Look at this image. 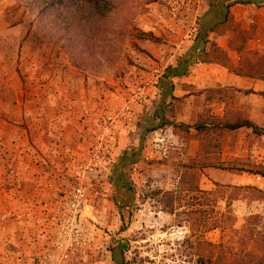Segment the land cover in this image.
<instances>
[{"label":"rangeland","instance_id":"obj_1","mask_svg":"<svg viewBox=\"0 0 264 264\" xmlns=\"http://www.w3.org/2000/svg\"><path fill=\"white\" fill-rule=\"evenodd\" d=\"M103 1L93 0L89 4L88 0H0L4 8L0 14V34L14 38L12 28L17 25L26 31L19 47L4 49L7 52L15 50L16 55L27 59V56H37L49 71L55 66L67 68L71 65L89 78L92 86L128 89L137 81L138 73L154 67V63L147 61V52L141 43L150 40V36L139 29V24L149 15L150 4L156 1L109 0L108 8ZM164 1L163 5L175 13L170 0ZM252 1V4L234 3V6L249 10L247 21L230 15L228 22L239 38L241 32H246V59L257 66L260 74L264 68V0ZM245 22L248 25H244ZM61 23H64L62 31L55 27ZM3 69L0 64L1 92L9 85L2 75L8 70ZM104 75L111 76L110 83L101 84L96 78ZM261 89L264 91V85ZM244 93L227 92L229 107L225 115L210 111L204 118L212 113L214 118L223 119L221 122L226 119L228 124L250 121L262 129L256 132L246 126L237 130L219 127L212 137L215 155L208 159L211 164L251 179L248 184H226L222 179L215 182L213 189L199 191L197 187L203 177L201 171H204L197 163L202 147L199 143L196 158L184 164L179 162L176 170L168 172L162 167L155 170L151 167L149 170L153 172H147L125 159L122 171L116 174L117 163L111 159L109 165L101 168L106 170L99 173L98 178L87 181L90 196L84 219L82 224L75 223L72 227L66 226L60 216L62 207L53 205L54 200L61 201L69 193L66 188L55 192L52 199L41 206L34 204L32 199L24 202L22 195L19 196V187L12 188L13 198L20 199L19 204L28 209L37 225L42 230H50L47 240L50 252L43 257V262L264 264V95H261L264 93ZM181 135L188 140L193 137ZM185 164L199 167V170H187ZM2 166L8 165L0 159V168ZM257 172L263 173L258 175ZM104 173L108 175L105 179ZM9 174H0V178ZM3 183L0 179V196H11ZM15 184H19L17 179ZM45 203L49 207L44 208ZM50 214L56 219L49 218ZM153 215L160 219L148 220L147 216ZM63 234L71 238L80 235L68 251L70 237Z\"/></svg>","mask_w":264,"mask_h":264},{"label":"crops","instance_id":"obj_2","mask_svg":"<svg viewBox=\"0 0 264 264\" xmlns=\"http://www.w3.org/2000/svg\"><path fill=\"white\" fill-rule=\"evenodd\" d=\"M155 1L139 24L150 36L141 43L154 67L138 73L128 89L92 86L89 78L71 65L49 71L37 56L27 59L15 50L7 52L4 48H17L24 41L23 26L12 28L14 38L0 34V64L3 71L8 70L2 75L9 84L0 90V159L8 165L0 168V174L11 172L0 179L11 196L17 186L24 202L32 199L34 204H42L55 192L68 190L60 174L87 157L94 143V118L132 99L130 112L119 120L113 136L110 153L117 163L116 174L122 171L125 159L147 172L151 167L176 170L177 163L184 164L198 155L200 117L210 111L223 117L228 111L227 92L264 93V81L236 74L209 55L216 46L239 66V54L229 47L233 29L226 17L229 14L247 21V8L234 6L233 0H209V7L196 23L174 9L175 13L171 12L164 0ZM3 12L0 6V14ZM96 78L101 84L111 82V76ZM139 83L143 87H138ZM181 134L193 137L188 140ZM226 157L224 154L223 159ZM201 174L202 190L213 189L222 179L226 184L251 181L215 167H206ZM103 176L108 177L107 173ZM16 179L19 184H15ZM11 196H0V264H46L43 257L50 252V230H42L28 209L19 204L20 199ZM147 218L160 219L155 215Z\"/></svg>","mask_w":264,"mask_h":264},{"label":"built area","instance_id":"obj_3","mask_svg":"<svg viewBox=\"0 0 264 264\" xmlns=\"http://www.w3.org/2000/svg\"><path fill=\"white\" fill-rule=\"evenodd\" d=\"M173 9L179 13H183L184 17L191 16L187 21H197L205 9L209 7V0H170ZM134 99L118 107L114 112H102L94 118V143L88 150L87 157L78 161L72 168L64 169L60 176L62 180L68 184L69 188L65 197L60 201L54 200L53 205H60L63 210L60 211V216L66 226L72 227L73 224H82L84 219L83 213L86 206L87 198V181L89 178H98L101 168L104 165H109L111 160V146L114 143V132L118 127V122L121 118L131 110V104ZM41 206L42 204H37ZM44 208L49 207L46 203ZM40 218V217H39ZM38 218V219H39ZM49 218L56 217L54 215ZM78 233V231H76ZM62 236L70 237L67 234ZM80 235L77 234L70 241L67 246V251L74 242L79 239ZM70 250V249H69ZM72 250V249H71Z\"/></svg>","mask_w":264,"mask_h":264},{"label":"trees","instance_id":"obj_4","mask_svg":"<svg viewBox=\"0 0 264 264\" xmlns=\"http://www.w3.org/2000/svg\"><path fill=\"white\" fill-rule=\"evenodd\" d=\"M88 1H89V4H90L93 0H88ZM49 3L50 2L48 1L45 4L46 8H47V4H49ZM103 3H104V1H103ZM233 3L252 4V3H254V1L245 0V2H241V1L240 2L236 1L235 2V0H233ZM108 4H109V0H105V5H106L105 8H108ZM110 5H112V3ZM227 7H229V6H227ZM113 8H114V6H113ZM228 15H227L226 18L229 20L230 16H228ZM63 25H64V23L58 24V26L56 24L55 27L59 28L60 31H62ZM244 32H241L242 35H241V38H239L240 36H236L237 35L236 32L233 31V33L235 35H233L231 37L230 44H229L230 49L233 50V51H236L239 54V60L240 61H239V66L238 67H235L233 65L231 59L229 58L228 54L225 51L220 50L216 46H213V48H211V52H210L209 55L212 56L215 60H217L221 64L225 65L227 68H229L230 71H233L236 74L244 75V76L250 77V78H252L254 80L264 81V73L261 74L262 70L264 71V68H261V72H260V74H258L259 70L257 69V66L255 64H253V62H251L250 60L246 59V55H248V53L246 51V46H245L247 39L244 37V35H246V32L245 33ZM250 92L252 93V91H250ZM250 92L248 91V93H250ZM261 95H264V94H261ZM200 118H201V122H199L198 125H197L198 133H197L196 137L200 141V144H202V147H201V149L199 151V157L197 158L199 160H197V163L199 164V166L201 164L202 168H206V167L222 168L218 164H211L210 160H208L209 158L213 159V157H214L213 155H215L212 152L213 148H215V145L213 146V144H212V141H213L212 137H213V135L216 134V131H217V129L219 127L228 128L230 130H237V129H240V128L246 126V127L253 128V130H255L256 132H261L262 131V129L259 126L253 124L250 121H245V122H240V123L237 122V124L229 122V124H228L227 123L228 122L227 119L224 120L225 122H221L223 119H218V118L216 119L213 116H209L207 118H204V116H203V117H200ZM221 123H224V125H221ZM187 131H189V129H187ZM215 161L217 162L218 160L216 159ZM192 166L185 164L184 168L187 169V170H191V169H194V168L196 170H199L198 169L199 167H196V166L192 167ZM262 173L263 172H257L256 174L262 175ZM192 176H195V175L192 174ZM198 178H200V177H198ZM197 189L199 190L200 187H197Z\"/></svg>","mask_w":264,"mask_h":264}]
</instances>
